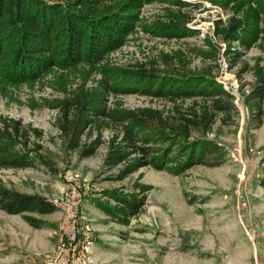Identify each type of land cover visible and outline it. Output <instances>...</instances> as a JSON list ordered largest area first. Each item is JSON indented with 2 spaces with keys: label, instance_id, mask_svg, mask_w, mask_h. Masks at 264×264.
<instances>
[{
  "label": "trees",
  "instance_id": "1",
  "mask_svg": "<svg viewBox=\"0 0 264 264\" xmlns=\"http://www.w3.org/2000/svg\"><path fill=\"white\" fill-rule=\"evenodd\" d=\"M154 1L163 4L161 12L143 17V6ZM212 1L229 11L228 19L214 21L215 34L229 42V57L237 61L253 47L264 52V0ZM199 5L187 0H0V89L39 84L58 93L43 103L58 111L60 135L81 158L97 152L109 129L104 165L120 167L118 179L146 166L174 175H184L198 164L219 166L226 162L227 151L207 134L217 120L233 123L239 109L233 93L211 69L177 71L173 65L184 62L182 50L162 53L163 68L155 61L128 65L111 61V54L139 31L167 39L198 34L188 23ZM233 42L243 51L232 50ZM199 52L206 58L215 56L210 49ZM252 69L257 83L244 99L260 125L264 66L258 62ZM126 94L170 104H111L112 96ZM33 137L42 139L43 131L21 118L0 114V168L50 165L40 154L43 145ZM152 188L137 180L133 192L105 190L94 203L115 222L128 225L143 211ZM0 209L41 227L44 220L31 213H53L58 206L42 195L1 187Z\"/></svg>",
  "mask_w": 264,
  "mask_h": 264
},
{
  "label": "rangeland",
  "instance_id": "2",
  "mask_svg": "<svg viewBox=\"0 0 264 264\" xmlns=\"http://www.w3.org/2000/svg\"><path fill=\"white\" fill-rule=\"evenodd\" d=\"M187 1L200 4L188 23L198 34L167 39L139 31L111 54V61H155L163 68L162 53L182 50L184 62L173 65L177 71L211 69L239 109L233 123L217 120L207 134L224 146L226 162L198 164L184 175L146 166L121 180L120 167L104 165L109 129L97 152L81 158L60 135L58 111L43 103L58 93L39 84L0 89V114L41 129L43 138L32 140L43 145L40 154L50 162L0 168V188L42 195L58 206L53 213H31L44 220L41 227L0 209V264H264V118L258 125L244 99L257 83L252 68L258 62L264 66V52L253 47L235 61L227 54L229 42L215 34L214 21L228 19L229 11L212 0ZM162 5L146 3L142 16H157ZM231 46L242 50L237 42ZM207 49L215 56L200 55ZM110 102L125 107L170 104L139 94L112 96ZM137 180L153 188L130 224L115 222L94 203L105 190L133 192Z\"/></svg>",
  "mask_w": 264,
  "mask_h": 264
}]
</instances>
